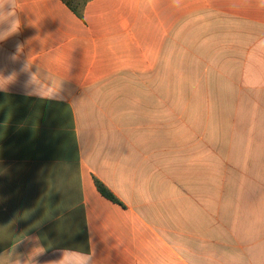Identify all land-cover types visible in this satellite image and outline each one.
<instances>
[{
	"label": "crops",
	"instance_id": "obj_1",
	"mask_svg": "<svg viewBox=\"0 0 264 264\" xmlns=\"http://www.w3.org/2000/svg\"><path fill=\"white\" fill-rule=\"evenodd\" d=\"M16 14L0 71L31 57L64 79L65 100L22 95L23 74L0 91V264L26 231L46 248L39 264L59 259V248L90 246L96 264H264L258 0H88L82 16L63 0H19ZM175 75L197 77L208 93L227 76L229 93L214 106L217 129L228 130L215 140L228 148H215L214 165H185L180 227L167 173L174 139H186L175 124L191 104Z\"/></svg>",
	"mask_w": 264,
	"mask_h": 264
},
{
	"label": "clouds",
	"instance_id": "obj_2",
	"mask_svg": "<svg viewBox=\"0 0 264 264\" xmlns=\"http://www.w3.org/2000/svg\"><path fill=\"white\" fill-rule=\"evenodd\" d=\"M18 2L19 0H0V42L7 40L20 29L21 22L16 14ZM258 5L264 8V0H258ZM22 48L23 46L17 43L16 52L8 57L11 63L15 64L18 61ZM34 66L35 71H33ZM22 74L26 76V79L20 84L22 95L36 97L41 101L64 102L65 95L62 87L64 79L56 77L55 74L47 69L42 74L40 65L35 64L31 57L26 58L21 62L19 69H13L7 76L0 71V91H6L9 85L17 84L18 77ZM22 244L31 246L30 251L26 255L16 252L17 247ZM57 251L59 259L47 261L45 264H96L94 247L90 246L87 251L72 247L59 248ZM45 252L46 248L41 243V238L36 235H30L26 231L21 233L11 245L7 255L9 264H39L37 258Z\"/></svg>",
	"mask_w": 264,
	"mask_h": 264
},
{
	"label": "rangeland",
	"instance_id": "obj_3",
	"mask_svg": "<svg viewBox=\"0 0 264 264\" xmlns=\"http://www.w3.org/2000/svg\"><path fill=\"white\" fill-rule=\"evenodd\" d=\"M175 84L186 87L189 91L191 104L190 109L185 110L183 126L175 124V132H179L175 138L182 137L180 133L184 132L186 139H174L171 172L167 173V178L174 182L175 227H180L177 226L179 223L176 218L181 213V184L185 165L188 163L191 166L195 164L214 165L215 148L218 151L228 148V141L215 140L217 133L228 134V130L224 128V124L221 127L218 126L217 129L214 121V106L220 102L228 101L229 93L227 76L221 77V82L216 79L217 91L211 93L199 91V88L202 89V87L198 86L197 77L182 78L180 75H175ZM219 163L226 164L227 159L220 160L218 158Z\"/></svg>",
	"mask_w": 264,
	"mask_h": 264
},
{
	"label": "trees",
	"instance_id": "obj_4",
	"mask_svg": "<svg viewBox=\"0 0 264 264\" xmlns=\"http://www.w3.org/2000/svg\"><path fill=\"white\" fill-rule=\"evenodd\" d=\"M87 1L88 0H63V2L67 4V6L71 8V10L75 12V14H77L78 16H82L81 9L87 3ZM96 185H97L99 192L104 197H106L107 199L113 202L119 203V200L101 182L97 180Z\"/></svg>",
	"mask_w": 264,
	"mask_h": 264
}]
</instances>
